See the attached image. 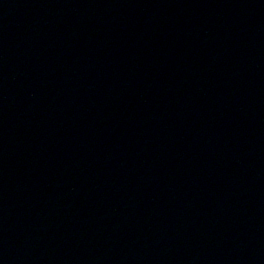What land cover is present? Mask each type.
I'll list each match as a JSON object with an SVG mask.
<instances>
[{"label": "water", "instance_id": "water-1", "mask_svg": "<svg viewBox=\"0 0 264 264\" xmlns=\"http://www.w3.org/2000/svg\"><path fill=\"white\" fill-rule=\"evenodd\" d=\"M0 264H264V0H0Z\"/></svg>", "mask_w": 264, "mask_h": 264}]
</instances>
